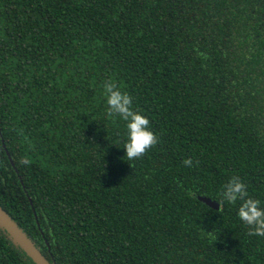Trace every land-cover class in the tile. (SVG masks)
<instances>
[{"label":"trees","instance_id":"trees-1","mask_svg":"<svg viewBox=\"0 0 264 264\" xmlns=\"http://www.w3.org/2000/svg\"><path fill=\"white\" fill-rule=\"evenodd\" d=\"M109 80L158 137L132 161ZM234 176L264 206V0H0V206L47 259L264 264ZM0 264H35L1 227Z\"/></svg>","mask_w":264,"mask_h":264},{"label":"clouds","instance_id":"clouds-1","mask_svg":"<svg viewBox=\"0 0 264 264\" xmlns=\"http://www.w3.org/2000/svg\"><path fill=\"white\" fill-rule=\"evenodd\" d=\"M104 102L106 113L109 117L118 116L125 122V143L123 145L124 156L127 161L142 157L146 151L158 142V137L151 130L149 119L132 107V97L123 91L121 86L109 80L103 86ZM27 163V161H25ZM186 167H192V159H184ZM223 202L234 205L240 201L236 209L237 217L251 231L249 235L264 237V206L259 199L249 196L246 184L239 177H232L224 186L221 192Z\"/></svg>","mask_w":264,"mask_h":264},{"label":"water","instance_id":"water-1","mask_svg":"<svg viewBox=\"0 0 264 264\" xmlns=\"http://www.w3.org/2000/svg\"><path fill=\"white\" fill-rule=\"evenodd\" d=\"M3 143V139H2ZM4 146V144H3ZM7 155L9 153L7 151ZM205 203L212 207H218V204L208 197H200ZM0 227L5 231L7 236L35 263V264H57L54 259L50 261L35 244L28 238L25 232L14 222V220L0 206Z\"/></svg>","mask_w":264,"mask_h":264}]
</instances>
